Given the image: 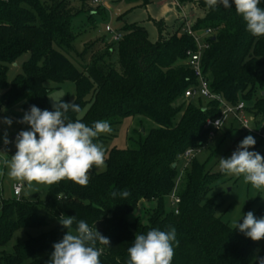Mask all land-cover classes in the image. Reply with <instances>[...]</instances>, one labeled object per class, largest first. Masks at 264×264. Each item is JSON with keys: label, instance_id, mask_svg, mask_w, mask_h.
I'll return each mask as SVG.
<instances>
[{"label": "trees", "instance_id": "trees-1", "mask_svg": "<svg viewBox=\"0 0 264 264\" xmlns=\"http://www.w3.org/2000/svg\"><path fill=\"white\" fill-rule=\"evenodd\" d=\"M178 1L186 7L195 32L213 31L202 57L211 92L233 106L244 102L246 113L255 118L253 127L259 128L264 122V37H254L246 30L232 0L231 8H209L201 0ZM197 2L204 7V15L191 19ZM260 7L264 8V0ZM79 13L71 0H0V109L20 107L24 115L35 105L52 111L48 83L71 82L76 89L72 102L81 108L79 113H68L72 121L88 126L107 121L112 129L125 118L142 116L157 127L139 138L137 148L105 150L106 170L93 168L86 187L63 180L51 185L45 203L2 202L0 263L48 264L46 253L53 252V245L68 231L59 223L63 214L95 226L110 240V247L97 244L102 249L101 264H128L127 249L135 235L154 228L175 229L178 245L174 244L171 264H259L256 243L217 217V204L206 199L223 177L211 171L213 155L205 164L194 158L182 178L179 174L184 153H198L209 144L212 138L206 122L222 112L216 101L184 98L199 83L187 64V53L197 48L194 39L182 32L181 25L172 33L164 32L161 21L158 38L152 42L143 25L126 22L118 31L122 34L118 42L98 40L75 55L79 34L74 32L72 20ZM114 52L118 67L111 62ZM25 54L29 59L23 75L8 82L9 66ZM19 125L21 130L30 126ZM246 134L250 133L232 127L225 137ZM101 141L99 136L94 139L95 143ZM175 188L180 198L177 213L171 204ZM125 190L130 193L126 199L111 195ZM143 202L152 205L146 211V224L140 217L132 218ZM41 227L48 231L17 243L12 253L5 251L18 230ZM75 227L74 223L73 230ZM259 257H264V245Z\"/></svg>", "mask_w": 264, "mask_h": 264}, {"label": "clouds", "instance_id": "clouds-1", "mask_svg": "<svg viewBox=\"0 0 264 264\" xmlns=\"http://www.w3.org/2000/svg\"><path fill=\"white\" fill-rule=\"evenodd\" d=\"M209 8L223 5L231 8L235 5L236 13L246 22V30L254 37H264V8L261 0H205ZM52 111L30 106L18 122L30 125L31 130H22L15 139V154L4 164L8 176L18 182L29 184L53 185L68 180L86 187L89 173L93 168L106 170V153L104 147L94 139L102 133L112 131L107 121H96L92 126L72 121L68 113H79L81 108L75 102L62 100L53 103ZM3 123L11 126L10 118H3ZM221 123L215 122V126ZM246 128H249L245 126ZM251 130V128H249ZM5 145L10 141L4 133ZM256 144L253 136H246L229 158H220L222 173L242 177L258 191H264V156L250 151ZM115 198L126 199L128 191H112ZM59 223L68 231L60 242L53 245L48 264H101L102 249L97 244L110 247V240L97 228L90 227L84 220L75 216L61 214ZM76 224L73 230V225ZM234 231L239 230L254 242L264 240V217L257 218L252 211L243 215V222H234ZM178 245L175 229L162 231L151 229L146 234H136L134 243L127 249L128 264H171ZM259 264H264V257H255Z\"/></svg>", "mask_w": 264, "mask_h": 264}, {"label": "rangeland", "instance_id": "rangeland-1", "mask_svg": "<svg viewBox=\"0 0 264 264\" xmlns=\"http://www.w3.org/2000/svg\"><path fill=\"white\" fill-rule=\"evenodd\" d=\"M157 2L158 0H150V3L148 4L142 0H108L106 5L95 8L90 5L89 0H71L72 7L76 11L80 10V13L72 20L74 32L79 34L74 43V54L84 53L86 44L89 45L98 40H105L107 44L114 43L113 34L106 32L107 25L113 29V33H116L126 22L141 24L147 29L149 39L152 42L157 40V24L161 21L164 22L162 28L164 32H174L176 30L175 24L176 22H179L176 19L175 13H171V15L166 17L167 20H165L162 10L159 9L161 4H158ZM201 2L204 3L205 0H201ZM164 4L163 8H167V10H169V6L171 8L173 7L170 5V1L164 2ZM166 5H168V7ZM204 11V7L201 6L199 2L194 3L191 19L203 17ZM179 25H181L180 22ZM94 51H97L96 48H94ZM28 59L29 54L22 55L15 64L9 66L7 75L8 82L11 83L23 75V66ZM88 59L89 58H87V60ZM111 62L115 67H118L119 62L116 52L112 53ZM47 86L51 89L49 101L52 108L54 102L60 100H62V102H66L67 100L72 102L75 99L76 89L75 85L71 82H66L60 86L48 83ZM2 95L3 91L0 90V98ZM204 103H206V101H203V104ZM22 116L23 112L20 107L12 111L0 109V136L7 132L9 141L13 143V145L5 151L8 155L16 150L13 135H17L22 131L17 120ZM5 117L12 120L11 126L3 123V118ZM156 127L157 125L153 121L142 116L128 117L123 119L119 126L113 127L110 133L100 134L99 139L102 137V141L98 143L101 144L105 150H111L113 148L120 150L134 149L138 147L137 141L139 138H145L148 133ZM232 127L234 129H240L239 124L232 117H229L224 121L221 130L212 137L209 144L203 147V149L191 158H186L180 161L179 174L180 177L184 175L186 169L190 167L194 158L200 164H205L213 155L210 164L211 171L213 174H222L223 177L218 184L214 186L206 199L210 198L215 201L218 206L216 209V216L221 218L232 229H234V222L239 221V223H242L243 215L249 211H252L258 219L264 217V191H258L250 184L244 183L242 177L229 176L222 173L219 167V160L220 158H229L237 149L240 142L248 135L253 136L256 140L255 146L250 148V151H256L264 156V144L261 143L260 139L255 134H246L242 138H239V135H233L231 138H226L225 134H228L232 130ZM24 130H31L30 126ZM103 171L104 170L96 168V172ZM18 183L26 185L23 187L21 196L16 198L14 197L13 189ZM0 186L5 190L3 196L4 201L24 200L30 203H45L51 188V185L46 184L18 182L8 176L7 167L6 172L3 171V177L0 178ZM180 187L181 184L179 188ZM151 207L152 205L149 202L141 203L138 211L132 214V218L140 217L142 223L146 224L148 222L146 211L150 210ZM46 231H48V228L45 227L20 229L13 235L10 242L6 245L5 251L12 253L13 248L17 243L24 242L29 237L41 235ZM255 243L257 245L255 257H257L260 255L264 240ZM51 253L52 251L46 253V255L51 256ZM29 263L30 261H25L23 264Z\"/></svg>", "mask_w": 264, "mask_h": 264}, {"label": "built area", "instance_id": "built-area-1", "mask_svg": "<svg viewBox=\"0 0 264 264\" xmlns=\"http://www.w3.org/2000/svg\"><path fill=\"white\" fill-rule=\"evenodd\" d=\"M108 0H89L90 5L95 8L102 7L107 3ZM170 1L173 8L177 10L178 17L181 23L182 32L191 36L195 43H196V50L189 51L187 53L188 59L187 64L193 69L196 78L198 79V86L195 88H189L184 95L185 99H192L195 97H201L208 101H216L219 103L220 107L222 108L221 116L216 119H208L206 122V129L209 131L210 138L214 137L216 132L222 128L224 121L229 117H234L236 121L239 123L240 127L250 134H255L264 144V122L261 124L259 128L253 127L255 122V118L251 115L246 113V105L244 102H240L238 105L233 106L228 104L221 96L216 95L215 93L211 92L209 88V82L207 78L203 74L202 69V57L204 52L209 49L210 44L208 39L212 37L213 31L211 29H207L204 31L195 32L193 30L192 23L190 21V17L188 12L186 11V7H184L178 0H167ZM106 32L113 34V41L118 42L122 38V34L119 32L113 33V29L107 25ZM220 120L221 123L215 126V122ZM245 126L251 128H246ZM18 135V134H17ZM16 135V136H17ZM16 136L13 139H16ZM12 142L5 145L2 141L0 143V163L6 160V149H8ZM196 153L192 150H188L184 153V158H191ZM24 185L18 183L14 186V195L19 197L23 191ZM176 189L171 195V204L177 213V206L180 203V198L177 195Z\"/></svg>", "mask_w": 264, "mask_h": 264}, {"label": "crops", "instance_id": "crops-1", "mask_svg": "<svg viewBox=\"0 0 264 264\" xmlns=\"http://www.w3.org/2000/svg\"><path fill=\"white\" fill-rule=\"evenodd\" d=\"M142 1H146V0H142ZM129 2V1H128ZM164 2H168L167 0H158V4H161L160 5V7H159V9L160 10H162V13H163V16L165 17V20H167V16H169V15H171V13H175V15H176V19H177V10L175 9V8H171L170 6L168 7V5H166L168 8H169V10H167V8H163L164 7ZM150 3V0H148V4ZM106 5V4H105ZM170 5H172L171 4V2H170ZM129 23V22H128ZM130 23H133V22H130ZM175 28H179L180 27V25H179V22H176V24H175ZM157 38H158V30H157ZM16 135H13V138L15 137ZM3 139H4V135L2 134L1 136H0V143L3 141ZM16 151V150H15ZM15 151H12V153L10 154V155H8V154H6V159L7 160H10L11 159V156L12 155H14L15 154ZM8 156V157H7ZM6 165L4 164V162H2V163H0V178L1 177H3V171L4 172H6ZM24 185H26V184H24ZM4 193H5V190H4V188H2L1 186H0V214H1V210H2V202H4V200H3V196H4ZM13 194H14V191H13ZM22 194V193H21ZM21 196V195H20ZM19 196V197H20ZM14 197H16V198H19V197H17V196H15L14 195Z\"/></svg>", "mask_w": 264, "mask_h": 264}]
</instances>
